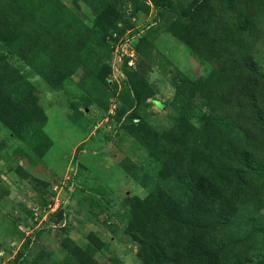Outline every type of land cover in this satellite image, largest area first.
Masks as SVG:
<instances>
[{
	"label": "rangeland",
	"instance_id": "rangeland-1",
	"mask_svg": "<svg viewBox=\"0 0 264 264\" xmlns=\"http://www.w3.org/2000/svg\"><path fill=\"white\" fill-rule=\"evenodd\" d=\"M248 19L264 74V0H0V264H151L140 241L168 256L181 235L156 197L208 169L203 81ZM242 244L232 264H264V229Z\"/></svg>",
	"mask_w": 264,
	"mask_h": 264
},
{
	"label": "trees",
	"instance_id": "trees-1",
	"mask_svg": "<svg viewBox=\"0 0 264 264\" xmlns=\"http://www.w3.org/2000/svg\"><path fill=\"white\" fill-rule=\"evenodd\" d=\"M244 33H253L250 19L226 37L223 52L218 51L220 57L203 81V87L211 88L210 114L201 119L198 152L194 149L193 154H203L208 169L194 174L187 168L169 178L184 184L187 198L166 191L156 197L161 215L172 222L169 234L179 232L181 237L173 238L176 246L168 256L140 241L147 263L232 264L234 246L241 247L264 229L254 209L258 199L250 193L251 178L264 176V74L253 55L246 58L243 53ZM176 162L173 157L169 164L174 168ZM242 263L247 264L245 257Z\"/></svg>",
	"mask_w": 264,
	"mask_h": 264
}]
</instances>
